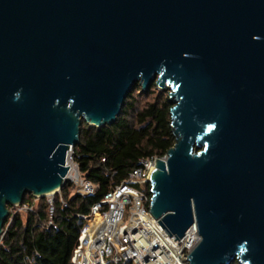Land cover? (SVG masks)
<instances>
[{"label":"water","instance_id":"water-1","mask_svg":"<svg viewBox=\"0 0 264 264\" xmlns=\"http://www.w3.org/2000/svg\"><path fill=\"white\" fill-rule=\"evenodd\" d=\"M138 83L172 105L153 218L178 240L196 224L189 264H264V0H0V238Z\"/></svg>","mask_w":264,"mask_h":264},{"label":"trees","instance_id":"trees-1","mask_svg":"<svg viewBox=\"0 0 264 264\" xmlns=\"http://www.w3.org/2000/svg\"><path fill=\"white\" fill-rule=\"evenodd\" d=\"M171 108L168 94L159 93L154 84L143 91L138 83L114 124L95 129L83 123L75 161L81 173L97 187V193L88 197L74 195L72 188L65 186L62 199L66 206L56 196L54 225L50 228L47 199L27 194L23 203L32 205L33 211L15 213L9 208L11 216L0 246V264H72L84 226L79 216L90 215L92 207L126 180L141 159L164 157L175 145Z\"/></svg>","mask_w":264,"mask_h":264},{"label":"built area","instance_id":"built-area-1","mask_svg":"<svg viewBox=\"0 0 264 264\" xmlns=\"http://www.w3.org/2000/svg\"><path fill=\"white\" fill-rule=\"evenodd\" d=\"M160 159L166 160V156L141 159L126 180L113 187L92 207L90 215L79 216L84 226L72 255V264H189L187 255L201 241L200 235L196 234V224L178 240L170 237L150 213L149 180ZM66 166L69 172L65 186H70L74 195L88 197L97 193V187L81 173L75 161V147H70L67 153ZM56 196L66 206L62 191L46 198L50 206L49 228L54 225ZM13 211L31 212L33 206L23 203ZM5 235L6 230L0 238V246Z\"/></svg>","mask_w":264,"mask_h":264},{"label":"rangeland","instance_id":"rangeland-1","mask_svg":"<svg viewBox=\"0 0 264 264\" xmlns=\"http://www.w3.org/2000/svg\"><path fill=\"white\" fill-rule=\"evenodd\" d=\"M159 93H162V94H164V95H165V94L167 95V92H160V91H159ZM0 243H1V240H0Z\"/></svg>","mask_w":264,"mask_h":264}]
</instances>
